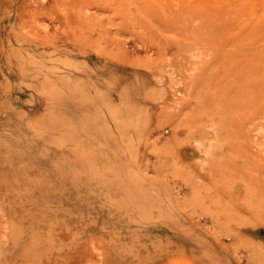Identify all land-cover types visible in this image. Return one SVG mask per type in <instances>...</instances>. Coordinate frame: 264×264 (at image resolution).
<instances>
[{
	"label": "rangeland",
	"instance_id": "obj_1",
	"mask_svg": "<svg viewBox=\"0 0 264 264\" xmlns=\"http://www.w3.org/2000/svg\"><path fill=\"white\" fill-rule=\"evenodd\" d=\"M157 1L0 0V264H264V0Z\"/></svg>",
	"mask_w": 264,
	"mask_h": 264
},
{
	"label": "bare ground",
	"instance_id": "obj_2",
	"mask_svg": "<svg viewBox=\"0 0 264 264\" xmlns=\"http://www.w3.org/2000/svg\"><path fill=\"white\" fill-rule=\"evenodd\" d=\"M157 1V0H156ZM164 1V0H163ZM153 2V1H152ZM155 2V1H154ZM229 2V1H228ZM237 2H238V0H237ZM147 3V2H146ZM157 3H158V1H157ZM156 3V4H157ZM220 3V2H219ZM219 3H218V5L216 6V7H218V6H220L219 5ZM224 2L222 1V4H223ZM148 4V3H147ZM211 4V3H210ZM232 4V3H231ZM153 5V4H152ZM223 6V5H222ZM232 6V5H231ZM236 6V5H235ZM238 6H240V5H238ZM155 7V6H154ZM213 7H215V6H213ZM224 7V6H223ZM233 7V6H232ZM144 8H146L145 6H144ZM220 8V7H219ZM225 8V7H224ZM146 10V9H145ZM231 11L233 10V9H230ZM230 11V12H231ZM233 12V11H232ZM147 13V12H146ZM165 13V12H164ZM236 15H237V13H235ZM142 15H143V13H142ZM173 15V14H172ZM230 15V14H229ZM146 16V15H145ZM174 16V15H173ZM137 17V16H136ZM135 17V18H136ZM142 17V16H141ZM141 17H139V19H136L137 21H136V24H137V27H136V32H138V30L137 29H139L141 26H142V24L140 23V22H145L144 21V19L142 18V19H140ZM143 17H144V15H143ZM148 17V16H147ZM236 17H238V16H236ZM134 18V19H135ZM144 18H146V17H144ZM202 18V17H201ZM240 17H238L237 19H239ZM148 19V18H147ZM240 19H242V18H240ZM239 19V20H240ZM140 21V22H139ZM153 21H155V20H153ZM235 21V20H234ZM241 21V20H240ZM150 22V21H149ZM181 22V21H180ZM227 22H229V21H227ZM227 22H225L224 20L223 21H218V22H215V23H205V24H202L201 26L203 27V28H205V31L204 32H199V31H197L198 32V34H196V36L195 37H191V38H188V37H190V36H187L186 34H185V32H187V33H190V32H193L194 31V29H192V28H190V29H188V28H184L183 26H181V25H177V29H176V24L173 26L172 24H169V27L172 29V30H174V34L176 35V37L175 38H173L174 40L177 38L178 40H180V41H183L184 42V40L185 41H187V40H191V39H193V40H191L192 42H195V41H204V42H208V43H214L216 40H218V41H222V40H226V35L228 34V37H229V34H230V36H232V34L233 33H231L232 31H235V34L236 33H242V32H239V31H241V26H240V24L238 25V24H228ZM233 22V21H232ZM236 22V21H235ZM239 23V22H238ZM140 24V25H139ZM181 24H183V23H181ZM242 24H244V23H242ZM147 25V24H146ZM184 25V24H183ZM244 26V25H243ZM168 27V28H169ZM229 27L231 28H233V30L230 32V31H227V30H229ZM231 28V29H232ZM170 29V30H171ZM245 28H243V30H244ZM236 30H238L237 32H236ZM227 31V34L225 33ZM257 31V30H256ZM255 31V32H256ZM252 34V33H251ZM251 34H247V35H251ZM186 35V36H185ZM238 34H236V36H237ZM240 35V34H239ZM246 35V36H247ZM194 36V35H193ZM244 36H245V34H244ZM252 36V35H251ZM251 36H247V37H251ZM253 36H256L255 35V33H254V35ZM172 37H174V36H172ZM187 37V38H186ZM246 37V38H247ZM230 38H232V40L231 41H233V38L234 37H230ZM230 38H228V40H229V42H231L230 41ZM237 38V37H236ZM238 38H239V36H238ZM173 40V41H174ZM227 40V41H228ZM172 41V42H173ZM177 41V40H176ZM175 41V42H176ZM240 41H242V39H241V37H240ZM238 42V40L236 39V42L235 43H241V42ZM153 42H155V41H153ZM179 42V41H178ZM178 42H176V43H178ZM188 42V41H187ZM243 42V41H242ZM174 43V42H173ZM189 43V42H188ZM244 43V42H243ZM181 44H183L182 42H181ZM264 127V126H263Z\"/></svg>",
	"mask_w": 264,
	"mask_h": 264
}]
</instances>
